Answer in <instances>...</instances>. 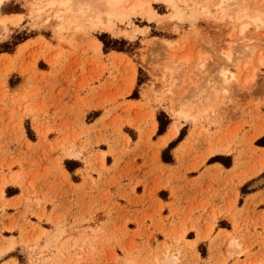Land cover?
<instances>
[{
  "label": "rangeland",
  "instance_id": "obj_1",
  "mask_svg": "<svg viewBox=\"0 0 264 264\" xmlns=\"http://www.w3.org/2000/svg\"><path fill=\"white\" fill-rule=\"evenodd\" d=\"M47 1L10 0L0 7V20L21 17L17 25L0 24V53L14 52L17 41L37 38L21 46L15 59L9 57V66L0 67V101L7 105L10 99L14 121L0 133V263L127 264L130 259L168 264L173 258L176 264H264V254L256 257L253 251L260 237L247 238L251 211L238 208L243 196L264 183V145L258 144L261 138L264 144V0H234L225 13L218 6L222 0H177L182 19L171 17L167 2L151 0L159 13L155 20L115 19L113 32L90 29L83 15L46 8ZM1 11H29L31 23L20 27L22 14ZM94 39L102 42L100 49ZM38 61L40 68L49 66L44 62L51 65L45 75L68 82L57 94L74 92L69 109L49 112L60 100L45 99V86L50 85L49 93L59 83L35 81L39 71L33 62ZM16 69L35 81L26 89L29 95L16 96L6 86L5 77ZM19 81L12 78L10 84ZM181 108L188 118L165 144ZM161 112L170 120L163 135L158 134ZM23 115H33L34 127L28 120L25 127L30 138L35 132L42 138V157L21 148ZM182 130L183 139L168 151L175 166L166 171L160 158ZM50 132L57 136L49 139ZM139 156L144 162L150 158L152 171L144 177L135 173ZM215 156L231 169L216 170L219 178L211 181L218 184L226 175L222 198L231 192L233 199L225 208L216 204L211 198L217 188L210 184V197L185 213L181 192L209 177L207 172L189 178L190 170L197 173L216 162L210 161ZM16 164L20 170H14ZM66 169L79 183L58 193L52 180L70 181ZM8 183L22 187L13 200L7 195L18 192H5ZM221 215L231 218L234 229L213 236L218 224L228 227L226 220L217 221ZM189 229L196 230L195 239L187 235ZM204 239L209 245L198 246Z\"/></svg>",
  "mask_w": 264,
  "mask_h": 264
},
{
  "label": "crops",
  "instance_id": "obj_2",
  "mask_svg": "<svg viewBox=\"0 0 264 264\" xmlns=\"http://www.w3.org/2000/svg\"><path fill=\"white\" fill-rule=\"evenodd\" d=\"M13 13H20L23 15V19H22V23H21L20 27L21 26L26 27V25L31 23L32 18L29 15V11H19V12H12V13H4L1 11V14H13ZM36 39H37L36 37H32V38L27 39L26 41L19 43L17 45L16 50L12 53L1 52L0 53V59H1L0 60V67L5 68V67L9 66L10 63H12V62H9L11 60L10 58H13V59L16 58V55H17L20 47L23 46L24 44H26L27 42L29 43V42L36 40ZM117 52H119V51H117ZM3 55H8V57L5 58ZM8 59H10V60H8ZM33 63H36L37 69L39 71V74H37V78L35 79V81L38 79L39 81H41V83L43 85H45L47 83V81H49L50 84H52V83L58 84L59 83V85H57V87H55V90L53 92H49V93L47 92V89L49 88L50 85L47 84L45 86L46 91L43 92L46 95L45 99H50L52 97H55V99L60 100L59 103L56 101L57 103L55 106H52L51 108H49V112L53 113L58 107H60L61 109H63V108L69 109L70 106L72 105L73 101H74V97H73L74 92H72L71 90L69 92L65 90L66 91V92H64L65 96L57 94V92L61 86H63L64 88H68V85H67L68 82L64 81L62 78L55 79L52 76L50 77L49 75H45L44 73H46V72L48 73L51 70V65L48 62H44V63L49 65L47 68H40L39 67V64H40L39 61L33 62ZM16 64H18L19 66H21V65L24 66V64L21 62H16ZM12 78H19L20 79L19 83H17V85H15L14 87L10 84V80ZM40 79H44V80H40ZM35 81H33V82L30 81L28 79V76L26 74H24L23 72H21V70H19V69L11 71L5 77L6 86L10 89V93L11 94L16 93V96L20 95V97L23 94L29 95L27 92L28 90H26V89L29 87L30 83H34ZM13 97H15V96H13ZM30 98L33 99L32 96H30ZM52 99L54 100V98H52ZM61 99H62V102H61ZM37 100H38V102H40L41 97L38 98ZM130 100L140 101L141 98L140 99H130ZM28 101L30 102L29 96H28ZM50 101H52V100H50ZM30 103L32 104V102H30ZM12 108H13V104L11 103L10 99H9V102L7 103V105H4L0 101V131H1L0 133H3V131L5 132V130H9L14 123V121H12V115H13L12 114ZM92 110L93 109H89V110H87V112L89 113ZM64 112L67 114L70 111L67 110ZM27 120L34 127L33 115H23L21 118V123H22V127H23V132H24V140H23V143L21 145V148L23 151H25V154H27V155L31 154L33 157H36L37 155L42 157L41 150L39 149L40 145H38L40 143V141H42V138L39 136L38 132L34 133L35 138L32 139L29 137V135L27 133V129L25 127V122ZM162 135H160V138ZM56 136L57 135L55 132H50L48 135V138L54 139ZM169 140H171V139H169ZM10 148H13V150L16 152V155H22L21 152H19L20 147L15 145L14 143H11ZM176 148L177 147H175L173 150H175ZM162 149L163 148H161V150ZM51 155H52V157H55L57 155V153L52 152ZM63 162H64V160H63ZM149 163H150V158H148L146 160V162H144L143 157L139 156L136 160V163L134 164V167L136 168L135 173L144 177V174H147L148 171H152V168L150 166L148 167V165H150ZM159 163L164 167V169H166V171L169 170V167L175 166L174 162L173 163L165 162L161 158H160ZM219 165H221V166H219ZM24 166L27 170H30V168H29L30 165L25 163ZM139 167H140V169H139ZM20 168L21 167L16 164L14 167V170H20ZM219 169H224L225 171H229L231 169V167H227L222 162L216 161V162H211V163L205 164L195 174L192 173V172H194V170H190L192 174L189 173V178L190 177L193 179L194 178H200L201 174H205L207 172H209V175H208L209 177L206 179L203 178L204 181L200 180V181H202V183H200V182L198 183L200 185L194 186L193 184H191V186L190 185L186 186L184 188V190L181 192V194H180L181 195V201H182L181 205L183 206L182 208H183L185 213L188 214L190 209L195 204H201L203 201H205L206 199H208L210 197V192L206 191V187L209 186L210 184L213 185L212 190L217 188V194H216V196L212 197L211 200H213L218 205L222 204L224 208L227 207L228 203H230L231 199H233V195L230 192L229 196L226 199L222 198L224 190H220V188L222 185H224L225 180H226L225 172H223V175H225V176H223V178H222L223 180L220 183L216 184L213 181H211L213 179L219 178L220 174L216 171ZM66 170L69 173L70 181L67 180V181L62 182L60 180V177H57L54 180H52V181H54L53 182V188H56L58 193L61 192L60 188H64L63 193L66 194L65 191H69V190L74 189L75 186H73L72 184H78L79 183L73 179L72 172L69 171L68 169H66ZM32 178H33V176H32V172H31V173H29L27 180L32 179ZM40 185H41V182L36 183V186L39 187ZM44 188H46V187H44ZM8 189L17 191L18 193L14 194V195H9V196L7 195V199L13 200L22 193V187L18 186V184L8 183L5 186V192ZM160 190L161 189L157 190V193ZM52 191H53V189H52ZM238 208L239 209L245 208V213L247 210L251 211L250 219H252L253 225H250L251 230H250V233H248L247 238H248V240H250L251 234H252V237H254V238L258 237V236L260 237V240H261L260 245H256L254 250H253L255 252V256L260 257V256H262V254H264V183L258 184L257 186L252 188L250 192H248L245 196H243V202L238 205ZM9 209L12 210L14 208L9 207L8 210ZM168 210H169V208L166 207L164 211L168 212ZM222 220H226L228 222L227 223L228 227L220 226L218 224L216 226L214 232H213V236H216L220 233L223 234L224 233L223 230H230L231 231L234 229L233 221L231 220V218H229L228 216H225V215H221L217 219L218 222L222 221ZM188 234H192V238H190V239H195L197 237V232L194 229H189L187 231V235ZM218 240H221V238ZM203 241L207 242V244L209 245V239L200 240L197 245L199 246L200 243H202ZM223 252H226V250H224ZM201 258L205 259V257H202V256H201ZM243 258H245L244 255H242L240 257V259H243ZM232 259L235 262V258H232ZM231 262L232 261H230V264L233 263V262L232 263ZM2 263H0V264H2Z\"/></svg>",
  "mask_w": 264,
  "mask_h": 264
},
{
  "label": "bare ground",
  "instance_id": "obj_3",
  "mask_svg": "<svg viewBox=\"0 0 264 264\" xmlns=\"http://www.w3.org/2000/svg\"><path fill=\"white\" fill-rule=\"evenodd\" d=\"M10 0H0V7L9 2ZM94 3L90 7L89 2L81 3L80 6H77L74 0H48L45 2L46 8H54L59 9L63 8L66 11L70 12L73 16L77 14H81L86 17L88 21V27L90 29H101L105 31H115V19H132L135 16L145 17L149 21H153L157 18L156 9L152 5L151 0H93ZM156 1H164L169 4V7L172 9V18L173 19H182L184 15V11L180 9L178 6L177 0H156ZM187 0H184L186 3ZM234 0H222V2L218 5L223 13L227 11L228 3ZM244 16H249V13L246 12ZM170 18V19H172ZM260 18L255 17V20L258 21ZM11 22L12 25H17L21 21V17L17 16L16 18L10 17H2L0 20V24L2 26H6L8 22ZM248 23H245L241 28V31L245 30ZM94 43L100 49L102 46V42L99 39H94ZM256 46L252 44L250 46V53L253 54L256 52ZM228 53V52H227ZM231 58L230 55H228ZM174 115L176 116V121L173 124L169 133L163 138V143H167L169 139L175 138L180 132V127L182 126L181 119L188 118L187 112L181 108L176 110ZM168 264H176V261L173 258H168ZM127 264H135L133 260L128 259Z\"/></svg>",
  "mask_w": 264,
  "mask_h": 264
},
{
  "label": "trees",
  "instance_id": "obj_4",
  "mask_svg": "<svg viewBox=\"0 0 264 264\" xmlns=\"http://www.w3.org/2000/svg\"><path fill=\"white\" fill-rule=\"evenodd\" d=\"M24 40H25V39H22V40H20V41H17V43H15V44L17 45V44H19L20 42H22V41H24ZM104 43H105V45H106V47H107L108 42L104 41ZM117 50H122V49H117ZM136 96H137V95H136V92H134L133 95H132V97H136ZM163 115L166 117V115L164 114V112H161V113L159 114V116H158V120H159V130H158V134H163V133L165 132V127H166V125L170 122V120H167V121H166V119L164 118ZM28 131H29V130H28ZM183 134H184V131L182 130V132H181V134L179 135V137H178L176 140L170 142L169 145H168V147H167V149L163 151V153H162V159H163V161H165V162H172V161H173L172 156L169 154L168 151H169V149L174 148V147L177 145V143L183 139V136H184ZM262 140H263V138L259 139V140H258V144H260V145H264L263 143H261ZM218 160H219V159H218V156H217V157L215 156V157H213L210 161H218ZM227 166H229V165H227ZM68 169H69V170H72V169L69 167V165H68Z\"/></svg>",
  "mask_w": 264,
  "mask_h": 264
}]
</instances>
